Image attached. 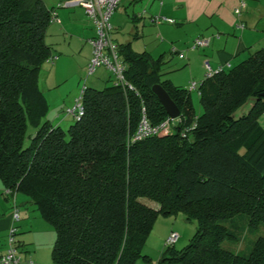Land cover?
Wrapping results in <instances>:
<instances>
[{"label":"trees","instance_id":"1","mask_svg":"<svg viewBox=\"0 0 264 264\" xmlns=\"http://www.w3.org/2000/svg\"><path fill=\"white\" fill-rule=\"evenodd\" d=\"M49 10L42 0H0V180L52 226L51 264L147 261L156 216L176 213L194 230L182 247L164 245L155 264H264V235L240 254L224 245L237 232L223 223L236 214L248 226L264 223V44L198 83V113L189 90L163 76L160 55L116 44L129 85H85L82 112L63 129L45 117L38 87L52 56ZM156 82L179 114L130 141L142 115L150 123L167 116L150 89Z\"/></svg>","mask_w":264,"mask_h":264},{"label":"crops","instance_id":"2","mask_svg":"<svg viewBox=\"0 0 264 264\" xmlns=\"http://www.w3.org/2000/svg\"><path fill=\"white\" fill-rule=\"evenodd\" d=\"M59 1L62 0H42L46 7L54 8L56 19L49 22L44 36L52 48V56L41 63L38 71V87L47 100L48 109L58 107L55 123L51 122L58 125L61 118H65L59 116L62 104L65 100L74 101L80 91L78 66L89 59L91 46L88 38L94 35L91 20L80 5L56 7ZM124 1H119L110 17L113 41L116 44L129 42L132 49L145 50L152 57L160 55L163 74L182 87H186L189 81L198 85L204 78V58L208 59L212 69L217 66L226 68L264 44V0H245L238 13L233 10L238 0H144L135 10L136 0H127L128 6L133 5V13L129 16L123 7ZM153 14H163L174 21L151 22L149 16ZM195 35L208 37L207 44L190 48ZM178 51L182 56L177 54ZM79 56L81 60L77 65L75 62ZM163 65L171 66L163 69ZM176 66L181 68L170 73V69H176ZM90 85L98 87L94 83ZM190 98L193 105L191 95ZM14 198L19 210L16 220L10 214L12 195L5 191L0 180V253L8 246V228L13 225L20 264H47L44 251L47 249L50 255L54 230L38 215L27 196L15 192ZM149 205L157 206L155 202ZM170 230L158 233V243L164 245ZM180 237L178 234L175 241ZM149 239H145L144 245Z\"/></svg>","mask_w":264,"mask_h":264},{"label":"built area","instance_id":"3","mask_svg":"<svg viewBox=\"0 0 264 264\" xmlns=\"http://www.w3.org/2000/svg\"><path fill=\"white\" fill-rule=\"evenodd\" d=\"M120 0H62L56 3L57 6L66 5H80L86 15L91 20L94 28V35L88 38L91 46L90 57L86 63V72L90 74L98 65L105 66L112 73V80L116 84H128L123 76V69L125 67L118 51L117 45L111 37V23L110 17L114 9L117 7ZM245 0H238L237 5L234 7L236 13L244 6ZM56 19L54 8L49 10V21ZM151 22H173V18L163 14H153L149 16ZM208 42V37L195 35L192 37L189 47L194 48L204 46ZM174 49L173 47L171 48ZM182 56L181 52H177ZM205 67L204 78L210 76L214 71L221 69L217 66L212 69L209 65L208 59H203ZM129 85V84H128ZM85 85H82L74 103L67 107L65 112L71 114L74 118H78L82 112V105L80 104V95ZM186 88L188 90L195 89L198 92V85L195 81H189ZM176 117H169L168 115L157 123H150L143 115L140 117L136 128L132 134H129L128 140L133 141L152 135L166 129L171 123L176 120ZM7 193L12 195L11 217L16 220L19 217V210L15 204L14 194L16 191L10 188H5ZM15 227L13 225L8 228V246L4 252L0 253V264H20L21 258L18 249L15 245L14 239ZM177 232L170 230L164 239V245H171L177 238Z\"/></svg>","mask_w":264,"mask_h":264},{"label":"rangeland","instance_id":"4","mask_svg":"<svg viewBox=\"0 0 264 264\" xmlns=\"http://www.w3.org/2000/svg\"><path fill=\"white\" fill-rule=\"evenodd\" d=\"M126 1L127 0H125L124 3L123 2L122 3H123V7L125 8L128 16H129L133 13L131 11V7L133 5L130 4L128 6V4L125 3ZM140 1H144V0H136L135 1V3L137 2V4L134 6V10L137 7H139ZM79 57H78L77 61L75 62L77 65L80 63V60H81V57L80 58ZM87 61H86V63H87ZM86 63L78 66V70L80 73V75H79V90H80L82 85H90V83H94V85L101 87L103 84L108 83L110 81V79L112 78V73L103 65L96 66L90 74H87ZM166 65H167V63H166ZM169 66H171V65H169ZM169 66L164 67V65H163V69H165ZM175 68L176 69L171 68L170 73H171V71L176 72V70L180 69L181 66H179V67L176 66ZM163 76H166V75L163 74ZM96 78L98 79V81L96 80ZM190 95H191L192 100H193V109L197 113L201 110V105L198 101V95H197L196 90L192 89L190 91ZM251 99L252 98H248L242 105H240L233 112V115H239L242 111H246V109L248 108V106L250 104ZM73 103H74V101L65 100L64 104H62L63 105L62 108L59 110V116L60 117L62 115L65 116V118H61L62 122L60 124V126H62L63 129H66L68 124L71 121H73V119H74V117L72 115L65 113L66 108L71 106ZM57 108L58 107L54 108L53 106H50V108L48 109L49 113L47 112L45 115V117H47V119H50V122H52V123H55L54 119L56 118V115H57V114H55V111ZM259 119L264 125V115L260 116ZM30 130H32V127L28 126L27 131H30ZM24 142L27 143L28 140L26 139ZM141 200L144 201L145 203H149V204H151L153 202L152 200H150L147 197H141ZM223 223L225 225H229V227L232 230H235L237 232V237L233 238V239L225 240L224 245L226 247L232 249L233 251L240 253V254H245L248 252L249 247L251 245V242L256 236L264 235V223H259L255 226H248L246 224V220H245V217L243 214H236L233 216L232 219L223 220ZM194 227H195L194 220L185 219L181 213L168 214V215L158 214L155 218L153 225H152L153 229H150V231L147 235L148 237H146V239L147 238L148 239L150 238V239L146 240V244L142 248V251L144 253L145 252L147 253L149 260L145 261V260L138 258L135 261V264H155V262L157 261V259L160 256L162 246H164L163 242L158 243V241H159L158 240V233L159 232H162L164 229H166L167 231L169 229H172V230H175L177 232V234H181V237L173 243V246L175 248H180L184 244L187 243L190 235L192 234V232L194 230ZM49 247H51V245ZM49 251H50V248H49ZM44 256H45L46 261H47L46 263L51 264L50 255H49L47 249H46V252L44 251ZM172 264H178V263L172 262Z\"/></svg>","mask_w":264,"mask_h":264},{"label":"water","instance_id":"5","mask_svg":"<svg viewBox=\"0 0 264 264\" xmlns=\"http://www.w3.org/2000/svg\"><path fill=\"white\" fill-rule=\"evenodd\" d=\"M150 89L156 95L158 101L161 103L169 117L178 116V107L159 83L156 82L151 84ZM260 95L264 96V91H262Z\"/></svg>","mask_w":264,"mask_h":264}]
</instances>
